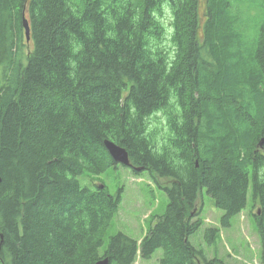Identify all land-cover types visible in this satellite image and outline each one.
Masks as SVG:
<instances>
[{
	"label": "trees",
	"instance_id": "16d2710c",
	"mask_svg": "<svg viewBox=\"0 0 264 264\" xmlns=\"http://www.w3.org/2000/svg\"><path fill=\"white\" fill-rule=\"evenodd\" d=\"M262 138L264 0H0V264L222 263L198 198L228 227L251 186L264 259ZM107 139L169 197L140 241L107 236L122 189L82 180L125 166Z\"/></svg>",
	"mask_w": 264,
	"mask_h": 264
},
{
	"label": "rangeland",
	"instance_id": "374dc122",
	"mask_svg": "<svg viewBox=\"0 0 264 264\" xmlns=\"http://www.w3.org/2000/svg\"><path fill=\"white\" fill-rule=\"evenodd\" d=\"M200 15L202 20L206 18L203 2L200 5ZM166 25L171 27L170 14L165 18ZM258 18H252L249 22L250 38L256 35V26ZM25 52L33 49L34 43L30 40V46L24 41ZM86 182L93 185L106 184L109 192L115 195L122 189V201L117 214L112 219L108 229L107 236L111 237L115 233L122 231L127 235L141 240L150 228L152 217L161 215L165 212L169 203L167 192L160 188L148 171L141 174H135L132 168L121 166L112 168L97 178L87 177ZM252 186L249 190L247 207L238 215L231 219V225L223 227L221 219L225 214L223 209L215 205L214 199L203 191L198 198L195 213L200 211L199 217L203 220V225L194 235L191 241L198 247H203L207 253L208 259L218 258L222 263L218 264H264L261 253V244L259 234L256 230L254 220L258 212L259 205L252 207ZM209 227H216L220 231L211 244H208L205 238V230ZM163 250L158 249L150 260L138 257L135 264H161L160 258Z\"/></svg>",
	"mask_w": 264,
	"mask_h": 264
},
{
	"label": "water",
	"instance_id": "95a60500",
	"mask_svg": "<svg viewBox=\"0 0 264 264\" xmlns=\"http://www.w3.org/2000/svg\"><path fill=\"white\" fill-rule=\"evenodd\" d=\"M24 22V27H25V30H26V36H27V40L30 39V24H29V21L24 18L23 20ZM264 142V138H262L261 142H260V145H262ZM105 146L106 148L108 149L110 155L112 156V158L122 164V165H125V166H132L131 164V161H130V157H129V153L128 151L120 146L119 144L111 141V140H105ZM140 169V168H138ZM2 177L0 175V183L2 182ZM1 243L3 242L4 240V237H3V234H1ZM95 264H110V260L109 258H103V259H100L99 261H97Z\"/></svg>",
	"mask_w": 264,
	"mask_h": 264
},
{
	"label": "bare ground",
	"instance_id": "6f19581e",
	"mask_svg": "<svg viewBox=\"0 0 264 264\" xmlns=\"http://www.w3.org/2000/svg\"><path fill=\"white\" fill-rule=\"evenodd\" d=\"M225 55V54H224ZM223 56V55H222ZM225 57V56H224ZM258 77H260V75H257V77L256 78H258ZM261 79H262V77H260ZM260 79V80H261ZM258 81H256V82H259V79H257ZM262 175V174H261Z\"/></svg>",
	"mask_w": 264,
	"mask_h": 264
}]
</instances>
